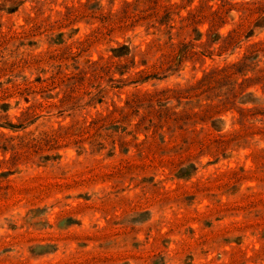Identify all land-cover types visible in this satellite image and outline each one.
Returning <instances> with one entry per match:
<instances>
[{
	"label": "rangeland",
	"instance_id": "1",
	"mask_svg": "<svg viewBox=\"0 0 264 264\" xmlns=\"http://www.w3.org/2000/svg\"><path fill=\"white\" fill-rule=\"evenodd\" d=\"M0 264H264V0H0Z\"/></svg>",
	"mask_w": 264,
	"mask_h": 264
}]
</instances>
